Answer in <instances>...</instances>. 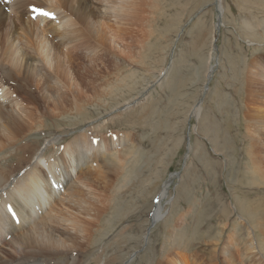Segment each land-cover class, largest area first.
Wrapping results in <instances>:
<instances>
[{"label":"rangeland","instance_id":"374dc122","mask_svg":"<svg viewBox=\"0 0 264 264\" xmlns=\"http://www.w3.org/2000/svg\"><path fill=\"white\" fill-rule=\"evenodd\" d=\"M113 1L131 7L136 0ZM144 8L143 31L134 22L122 36L127 50L97 44V65L91 64L100 66V78L88 71L86 51L79 52L89 97L79 99L66 81L64 93L51 82L40 84L46 96L64 97L52 104L47 96L48 113L22 135L29 156L41 147L45 156L57 155L70 142L78 150L74 143L81 141L94 167L84 169L92 195L74 191L87 206L100 208L98 220L89 247L72 255L79 254V264H171L176 252H184L196 264H225L223 252L232 239L240 259L232 264H264L263 176L252 170L244 130V113L260 101L252 97L255 87L264 94V83L251 84L247 71L251 64L264 66V0H145ZM60 21L51 20L50 29L60 31ZM81 31L94 42L103 38L91 27ZM53 41L62 45L65 38ZM28 55L34 53L23 57ZM13 72V65H0V77ZM248 82L254 88L249 95ZM115 136L120 141L110 147L107 141ZM13 161L8 157L2 166L18 163ZM156 204L163 217L149 227ZM60 207L52 204V214ZM28 228L20 226L12 236L26 235ZM247 236L252 250H245Z\"/></svg>","mask_w":264,"mask_h":264},{"label":"bare ground","instance_id":"6f19581e","mask_svg":"<svg viewBox=\"0 0 264 264\" xmlns=\"http://www.w3.org/2000/svg\"><path fill=\"white\" fill-rule=\"evenodd\" d=\"M33 6L53 15L49 17L41 15L40 11L34 12L31 10ZM144 6L145 0H136L131 7H127L125 2L121 4L113 0H0V61H5L0 62V65L10 64L14 67L13 73H3L0 77V84L3 81L7 84L0 85V264H50L51 259L58 257L64 260L53 264H79V254L74 256L72 253H81V250L89 247L91 229L98 220L100 208L87 206L84 197L74 191L78 189L83 195H88L89 191L91 195L93 193L84 169L94 167L85 159L81 141L74 143L80 148L78 150L70 142L57 155L47 157L41 153V147L40 151L36 149L29 156V149L25 146L22 135L28 133L48 113L47 96L52 104L64 97L46 96L40 89L42 82H51L54 90L64 93L66 81L79 99L90 96L82 86L83 75L79 73L82 57L79 52L86 51L88 71L95 74L96 79L100 78L103 73L100 66L97 70L92 65L96 62L94 56L99 48L97 44L108 45L117 53L127 50L128 45L122 36L134 22L137 29L143 31L140 18L143 17ZM58 19L61 20L57 23L61 30L52 31L50 21ZM90 27L95 37L102 31L103 38L94 42V39H89L81 31L82 28ZM53 33L55 36H64L63 46L60 44L62 47L53 41ZM29 53H34V56L23 57ZM253 65L247 70L251 84L254 83L252 79L256 81L255 85L264 83V66L253 68ZM29 67L34 68V74L29 71ZM249 82L246 84L248 95L250 91L252 94L254 91V88L250 90ZM255 88L252 97L260 98V101L258 104L255 100L252 101L256 105L251 112L246 110L247 114L244 113L249 115L245 117L244 130L245 135L248 134L249 140L251 139L248 146L252 170L263 176L261 182L264 184V94L261 88ZM34 91L40 93L39 98L33 95ZM95 92L93 90L91 93ZM40 105L43 109H40ZM52 109L56 110L57 105H52ZM199 111L200 105L195 107L194 117H198ZM119 141V137L115 136L110 137L107 143L110 147H115ZM29 147L32 149L31 145ZM91 154L92 152L89 156ZM8 157L14 158L12 164L18 163L3 167L6 166L4 162ZM17 170L19 174H15ZM59 202V214H52V204ZM102 208L105 210L107 207L103 205ZM45 215L49 216L46 222L43 221ZM151 216L152 223L149 227H153L163 217L159 204H156ZM11 222L13 229L9 230ZM261 223L259 218L257 225ZM27 225L29 228L26 235L12 236L15 229ZM250 229L253 232L254 226ZM231 236L233 237L232 233ZM231 240L226 246L229 250L223 252L225 264L240 263L236 255L237 244L231 243ZM249 242L245 243V250H252ZM255 243L254 247L258 248V240ZM231 250L236 251L230 252ZM187 254L176 252L175 257H169L172 260L168 259L169 263L196 264ZM235 256L237 257L234 258Z\"/></svg>","mask_w":264,"mask_h":264},{"label":"water","instance_id":"95a60500","mask_svg":"<svg viewBox=\"0 0 264 264\" xmlns=\"http://www.w3.org/2000/svg\"><path fill=\"white\" fill-rule=\"evenodd\" d=\"M218 6V5H217ZM218 12H219V16H218V22H217V24H216V28H218L219 27V25H220V23H219V20H220V11L218 10ZM215 47V46H214ZM210 78V73L207 75V80ZM207 87V86H206ZM199 103H200V101H199ZM188 140H189V137L187 136V150H188Z\"/></svg>","mask_w":264,"mask_h":264},{"label":"snow or ice","instance_id":"6c2138e0","mask_svg":"<svg viewBox=\"0 0 264 264\" xmlns=\"http://www.w3.org/2000/svg\"><path fill=\"white\" fill-rule=\"evenodd\" d=\"M32 11H40V14L41 15H45V16H49V17H51L53 14L52 13H48V12H44V11H41V10H38V9H36L34 6L32 7V9H31Z\"/></svg>","mask_w":264,"mask_h":264}]
</instances>
